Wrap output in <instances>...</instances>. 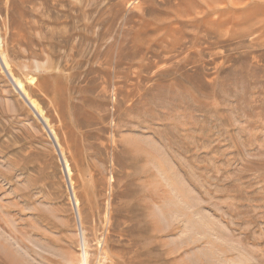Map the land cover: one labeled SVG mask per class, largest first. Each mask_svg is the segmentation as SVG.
Here are the masks:
<instances>
[{"label": "rangeland", "instance_id": "374dc122", "mask_svg": "<svg viewBox=\"0 0 264 264\" xmlns=\"http://www.w3.org/2000/svg\"><path fill=\"white\" fill-rule=\"evenodd\" d=\"M0 63V264H264V0H0Z\"/></svg>", "mask_w": 264, "mask_h": 264}, {"label": "bare ground", "instance_id": "6f19581e", "mask_svg": "<svg viewBox=\"0 0 264 264\" xmlns=\"http://www.w3.org/2000/svg\"><path fill=\"white\" fill-rule=\"evenodd\" d=\"M210 11V10H209ZM215 13V12H214ZM215 31V30H214ZM2 44V43H1ZM3 55V54H2ZM1 64V63H0ZM5 64V63H4ZM3 64V65H4ZM1 66H2V64H1ZM5 70V69H4ZM12 74V73H11ZM9 77H11V76H9ZM11 79V78H10ZM14 79V78H13ZM15 80V79H14ZM13 82V81H12ZM18 82V81H17ZM18 85H19V87L20 88H23L22 87V85L18 82ZM23 93V92H22ZM24 94V93H23ZM28 99V98H27ZM28 101V100H27ZM32 105V107L34 108V104H31ZM36 109V108H35ZM37 111V110H36ZM41 116V115H40ZM62 156V155H61ZM66 167V166H65ZM67 173H68V175H71V171H70V169H69V166H67ZM68 178H69V176H68ZM71 182V181H70ZM71 186V185H70ZM70 189H72V187L70 188ZM74 195V194H73ZM70 196V195H69ZM75 199V198H74ZM76 201V200H75ZM85 262V264L87 263L86 262V260L84 261Z\"/></svg>", "mask_w": 264, "mask_h": 264}]
</instances>
